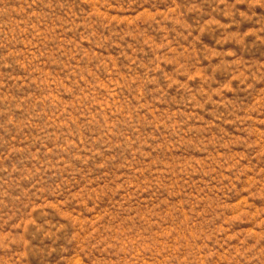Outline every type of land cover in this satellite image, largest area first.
<instances>
[{"label":"rangeland","instance_id":"1","mask_svg":"<svg viewBox=\"0 0 264 264\" xmlns=\"http://www.w3.org/2000/svg\"><path fill=\"white\" fill-rule=\"evenodd\" d=\"M0 264H264V0H0Z\"/></svg>","mask_w":264,"mask_h":264}]
</instances>
